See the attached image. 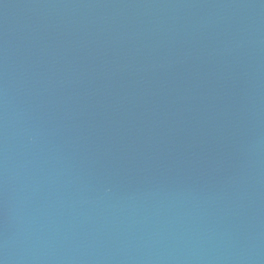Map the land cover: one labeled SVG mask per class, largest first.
Wrapping results in <instances>:
<instances>
[{"label": "water", "instance_id": "obj_1", "mask_svg": "<svg viewBox=\"0 0 264 264\" xmlns=\"http://www.w3.org/2000/svg\"><path fill=\"white\" fill-rule=\"evenodd\" d=\"M0 264H264V0H0Z\"/></svg>", "mask_w": 264, "mask_h": 264}]
</instances>
